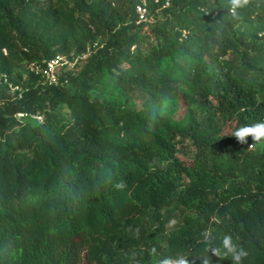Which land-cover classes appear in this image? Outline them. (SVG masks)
<instances>
[{
  "label": "trees",
  "instance_id": "1",
  "mask_svg": "<svg viewBox=\"0 0 264 264\" xmlns=\"http://www.w3.org/2000/svg\"><path fill=\"white\" fill-rule=\"evenodd\" d=\"M231 8L0 0V264H233L225 237L264 264V137L234 136L264 123V0ZM86 55L59 86L30 70ZM108 83L148 105L99 102Z\"/></svg>",
  "mask_w": 264,
  "mask_h": 264
},
{
  "label": "rangeland",
  "instance_id": "2",
  "mask_svg": "<svg viewBox=\"0 0 264 264\" xmlns=\"http://www.w3.org/2000/svg\"><path fill=\"white\" fill-rule=\"evenodd\" d=\"M68 1L71 4H73V2L76 1V0H68ZM158 18H160V17H158ZM158 18H155V17L151 18V20H149L147 22V24H149V25L155 24L156 20H158ZM147 30H148L147 27L144 28V30H143V32L141 34V36H143L142 37L143 38L142 47H146L148 45L155 46V42H154V40L152 38H150V36H148ZM87 57H88V55H87ZM87 57L86 58H81V60L79 62L75 61V64L70 65L71 67H69V64H67L68 66L63 67L61 69V76H63L65 73H67L70 70V68H71V70L73 72H79L81 70V67L84 64V61L87 59ZM64 60H65V63H67V60L65 58H64ZM27 70H28L27 67H25V68H16L15 71H14L13 78H16V76H18V77H20L22 79H26ZM59 73H60V71H59ZM70 88H72L73 93H76V89H74V87H70ZM97 96H99V99H98L99 102H112V103H116V102L124 103V102H127L128 107H130V108H132V109H134L136 111L137 110L138 111L144 110L143 108H145L148 105V101H149V96L148 95H144V94L138 93L137 90L130 91V90H127V89H124V88H116V87L110 85L109 83L107 85V88H106L105 92L100 93L99 95L97 94ZM95 97H96V95H92L91 99L94 100ZM153 105H154V108H155V105H156L155 102L153 103ZM166 105H168L167 102L164 104V107ZM174 105L176 107V111L174 113V117L176 119H179L185 113L184 103H183V101L179 100ZM59 110H60V112L62 114H65L67 112L66 108H61ZM164 111H165V109L162 110V113ZM17 119L19 121H21V122L31 123L33 125L37 124V122H42V121H39V119H36L34 117H22V118L21 117H17ZM230 131H231L230 126H227L224 129L225 133H230Z\"/></svg>",
  "mask_w": 264,
  "mask_h": 264
},
{
  "label": "built area",
  "instance_id": "3",
  "mask_svg": "<svg viewBox=\"0 0 264 264\" xmlns=\"http://www.w3.org/2000/svg\"><path fill=\"white\" fill-rule=\"evenodd\" d=\"M143 5L138 7V13H139V18L140 22H147L148 21V16L145 8V1L142 2ZM86 56H83L82 58H86ZM66 59V58H65ZM67 60V59H66ZM76 62L78 60H75ZM71 67L70 65L75 64V62H71L67 60V63H65V60L63 57H58L56 59L50 60L46 62V66L40 67V66H30L31 72H35L36 75L40 76L43 80V84L48 86H58L60 85V77H61V69L63 67L68 66ZM71 70V68H70ZM60 71V73H59ZM7 81V80H6ZM66 83V82H65ZM62 85V84H61ZM17 117H27L26 114H19ZM34 118L39 119V121H43L42 117L40 116H35Z\"/></svg>",
  "mask_w": 264,
  "mask_h": 264
},
{
  "label": "clouds",
  "instance_id": "4",
  "mask_svg": "<svg viewBox=\"0 0 264 264\" xmlns=\"http://www.w3.org/2000/svg\"><path fill=\"white\" fill-rule=\"evenodd\" d=\"M230 3L232 5L231 11L233 15H235L236 8L246 4L247 0H230ZM249 135L253 137V140H259L261 137H264V123H259L251 127H243L234 133V136H236L242 144L246 143L244 138ZM223 246L228 250L224 255L227 256L231 254L233 264H241L242 257L247 255L242 248L236 251V247L231 244L230 237H225ZM181 264H184V262L182 261Z\"/></svg>",
  "mask_w": 264,
  "mask_h": 264
}]
</instances>
